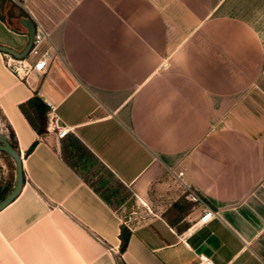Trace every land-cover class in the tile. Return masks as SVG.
<instances>
[{"label": "crops", "instance_id": "0c3cea01", "mask_svg": "<svg viewBox=\"0 0 264 264\" xmlns=\"http://www.w3.org/2000/svg\"><path fill=\"white\" fill-rule=\"evenodd\" d=\"M1 15L0 46L20 52L28 19L56 55L19 79L0 53V134L22 172L0 264H264V0H4ZM33 94L63 138L23 118ZM182 184L217 218L191 228Z\"/></svg>", "mask_w": 264, "mask_h": 264}, {"label": "built area", "instance_id": "2783aa9c", "mask_svg": "<svg viewBox=\"0 0 264 264\" xmlns=\"http://www.w3.org/2000/svg\"><path fill=\"white\" fill-rule=\"evenodd\" d=\"M22 7V4H19ZM42 43H46L47 46L44 50L40 51L39 46ZM56 53L53 48L48 44L47 34L41 30V28L36 25L34 26V33L32 36V41L30 45V49L27 53L26 57H34L35 60L31 64L24 63V60H14L9 56L4 55V64L5 67L13 73L17 78L23 79L28 74H41L45 71L48 62L50 59L55 56ZM261 80L264 82V70L261 73ZM47 108L45 117H46V125H45V132L53 134L56 139L63 138L68 133V128L62 126L57 118L53 114V108L48 103H45ZM180 174H178L179 176ZM182 195L185 200L188 202L198 206L201 208V215L198 220L192 224L191 228H196L201 226L202 224L206 223L208 220L212 218H217V213L209 210L205 203L203 202L202 198L197 194L195 190L189 188L187 186L181 185ZM141 206L145 209L147 215L153 216L148 208L141 203ZM136 216L137 219L144 220V215L136 214V212L132 213ZM195 264H213L207 257L205 256H198L197 261Z\"/></svg>", "mask_w": 264, "mask_h": 264}, {"label": "trees", "instance_id": "16d2710c", "mask_svg": "<svg viewBox=\"0 0 264 264\" xmlns=\"http://www.w3.org/2000/svg\"><path fill=\"white\" fill-rule=\"evenodd\" d=\"M3 3H4V0H0V5H3ZM0 19L4 20L2 15L0 16ZM18 109L21 115L23 116V118L26 120V122L30 126V128L37 135V137L42 136L45 133V125H46L45 114L47 111V108L44 105V103L41 102V100L36 96V94H33L32 97L29 98L26 102L20 104L18 106ZM6 141L11 146V148L15 150V146L10 141L9 136H7ZM34 145H35V142H33L30 145V147L26 150L25 154L29 153L34 147ZM0 154L4 155L6 158L10 160V158L6 156L4 153L0 152ZM67 164L71 167V164H69L68 162ZM12 171H13V168H12ZM9 178L10 180H8L7 184L3 188L0 189V201L4 198V196L7 194V192L9 191L11 187L12 172H10ZM117 189H123V187H121L120 184H117ZM122 196H123L122 198H127L128 193H124ZM128 236H129V232L121 226L120 231H119V239H120L119 251L124 250Z\"/></svg>", "mask_w": 264, "mask_h": 264}, {"label": "water", "instance_id": "95a60500", "mask_svg": "<svg viewBox=\"0 0 264 264\" xmlns=\"http://www.w3.org/2000/svg\"><path fill=\"white\" fill-rule=\"evenodd\" d=\"M21 26L25 29L26 43L20 52H15L9 48L0 46V53L11 57L15 60H23L27 56L30 49L32 36L34 33V25L28 19H21L19 21ZM0 152L4 153L10 158L14 169V183L11 191L0 201V211L11 203L19 194L22 185L21 160L18 153L11 148L5 138L0 134Z\"/></svg>", "mask_w": 264, "mask_h": 264}, {"label": "rangeland", "instance_id": "374dc122", "mask_svg": "<svg viewBox=\"0 0 264 264\" xmlns=\"http://www.w3.org/2000/svg\"><path fill=\"white\" fill-rule=\"evenodd\" d=\"M81 170V168H80ZM98 172L102 173L104 175V179L102 180L101 184H103L105 181L104 180H107V177L106 175L104 174V171L98 167ZM83 172V171H81ZM89 181L92 182V184H96L95 183V180L93 179H90V178H87ZM9 180V169L7 170L6 166L3 164L2 160L0 159V189L3 188L7 182ZM107 182V181H106ZM98 188V187H97ZM105 199L109 202V204L111 205V207L117 211V213L121 216V217H124L126 216L127 212L130 210L132 212L136 211V207L133 206L132 209H130L131 207L129 208H124L125 205L121 204L118 200H115L113 198H111L109 196V194H105ZM138 222H140L141 220L139 219H136Z\"/></svg>", "mask_w": 264, "mask_h": 264}]
</instances>
